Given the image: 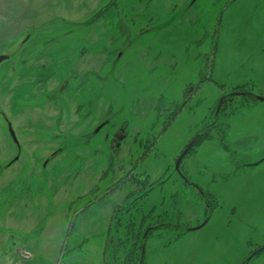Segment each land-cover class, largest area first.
I'll return each mask as SVG.
<instances>
[{
  "label": "rangeland",
  "instance_id": "1",
  "mask_svg": "<svg viewBox=\"0 0 264 264\" xmlns=\"http://www.w3.org/2000/svg\"><path fill=\"white\" fill-rule=\"evenodd\" d=\"M0 55V264H264V0H0Z\"/></svg>",
  "mask_w": 264,
  "mask_h": 264
},
{
  "label": "water",
  "instance_id": "2",
  "mask_svg": "<svg viewBox=\"0 0 264 264\" xmlns=\"http://www.w3.org/2000/svg\"><path fill=\"white\" fill-rule=\"evenodd\" d=\"M7 58H8L7 55H0V63H1L3 60L7 59ZM254 97L257 98V99H259V100H264V96L254 95ZM224 99H225V96L221 97V99H220V101H219V104H218V110H217V111L220 110V108H221V106H222V103H223ZM9 130H10V133H11L13 139H14L15 141H17L16 135H15V132H14V130H13V127H12L11 123H9ZM197 138H198V136H195V137H194V138H193V139L187 144V146H186L185 149L182 151V153L178 156V158H177V160H176V165H175L176 170H177L178 172L181 173V168H180L181 162H182L183 158H184V157L188 154V152L191 150V148L194 146V144H195ZM261 161H262V160H261ZM261 161L257 162L256 164H259ZM205 223H206V220H205L203 223H201L200 225H198L197 227H189L188 229H189V230L197 229V228H199V227H202ZM263 248H264V247H263ZM263 248H260V250L263 249ZM144 250H145V249H144V247H143V253H144Z\"/></svg>",
  "mask_w": 264,
  "mask_h": 264
},
{
  "label": "trees",
  "instance_id": "3",
  "mask_svg": "<svg viewBox=\"0 0 264 264\" xmlns=\"http://www.w3.org/2000/svg\"><path fill=\"white\" fill-rule=\"evenodd\" d=\"M107 252V251H106ZM143 261H142V263L141 264H144V259H142ZM105 264H110V262L109 261H107L106 259H105Z\"/></svg>",
  "mask_w": 264,
  "mask_h": 264
},
{
  "label": "crops",
  "instance_id": "4",
  "mask_svg": "<svg viewBox=\"0 0 264 264\" xmlns=\"http://www.w3.org/2000/svg\"><path fill=\"white\" fill-rule=\"evenodd\" d=\"M207 221V220H206ZM105 255H106V252H105ZM105 259H106V256H105Z\"/></svg>",
  "mask_w": 264,
  "mask_h": 264
}]
</instances>
